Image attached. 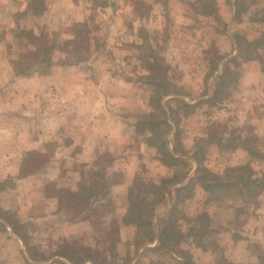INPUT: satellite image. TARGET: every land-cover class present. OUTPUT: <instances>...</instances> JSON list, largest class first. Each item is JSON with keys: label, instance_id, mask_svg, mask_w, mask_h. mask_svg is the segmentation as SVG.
<instances>
[{"label": "crops", "instance_id": "0c3cea01", "mask_svg": "<svg viewBox=\"0 0 264 264\" xmlns=\"http://www.w3.org/2000/svg\"><path fill=\"white\" fill-rule=\"evenodd\" d=\"M160 1L152 14L167 11L165 0ZM49 2L42 16L41 10L31 8L34 0H0V34L9 35L19 29L33 30L34 35L40 36L43 26L47 31L48 28L59 31L65 23L70 26L71 22H79L76 0ZM234 3L232 21L236 17ZM22 8L25 16L17 20ZM183 12L185 8L179 14ZM153 19L156 18L148 17L151 23ZM124 28L120 26L122 36L126 32ZM7 40L0 37V264H97V255L110 256L112 251L109 241L96 238V227L105 232L113 224L121 225L128 208L127 195L135 181L141 176L155 179L148 172L153 162L165 166L159 159L158 149L148 142V132L140 130L139 117L144 108L146 112L152 109L147 100L143 101V88L117 65L128 54V46L117 39L108 49L97 48L96 54L87 60L68 62L64 55L57 54L59 48L53 45L47 70L37 67L28 70L27 52L33 51V45L12 44L9 54L5 53ZM140 44L134 45L140 47ZM41 60L38 57L35 63L39 65ZM251 63H242L238 82L229 88L231 100L217 104L225 106L233 102V107L226 112L232 115L235 130L228 133L229 137H220L218 146L231 152L242 151L249 161L259 160V164H264V71L263 68L254 70ZM180 121L169 120L172 126L169 147L177 158L186 159L174 145L176 132L180 135ZM245 127H251L252 139L263 143L262 146H230L235 136H240L238 143L248 138L242 132ZM183 146L181 141L180 147ZM251 149L258 155L256 158L250 154ZM108 159L110 162L103 169ZM77 162L83 163L84 173L76 166ZM195 164L186 181L174 186V191L195 176L197 160ZM92 177H97L96 185H92ZM256 177L262 178L259 174ZM62 181L67 182L64 193L77 196L81 203L75 211L64 208L66 197L59 191L64 187ZM85 183L105 186L116 203L114 216L97 212L96 223L92 221V203L84 202ZM202 191L205 190L197 184L195 193ZM225 200L228 203L229 198ZM238 200L239 204L230 205V209L243 208L247 216L242 220L241 230H232L238 236L224 256L237 264H264V193L249 203ZM98 203L100 200L95 205ZM127 227L134 228L126 224L124 228ZM124 238L119 235L120 241ZM76 241L85 251L79 260L74 253ZM157 244L155 241L147 247L154 248ZM34 250L38 251L39 258L32 254ZM107 264L119 263L108 261Z\"/></svg>", "mask_w": 264, "mask_h": 264}, {"label": "rangeland", "instance_id": "374dc122", "mask_svg": "<svg viewBox=\"0 0 264 264\" xmlns=\"http://www.w3.org/2000/svg\"><path fill=\"white\" fill-rule=\"evenodd\" d=\"M159 2L162 1L76 0V13L80 16L79 22L73 24L71 22V24L69 23L70 26H65L68 24L65 23L59 31H50V28L47 31V28L43 26L39 32L40 34H47L43 41L34 44L28 38V35L34 34L33 30L17 29L9 35L1 33L0 37L8 38L5 53L8 52L9 54L13 50L12 44L16 46L33 45V51L27 52L30 63V65H26L28 70H35L36 67L38 70H47L50 56L53 54L45 51L47 46L58 47L57 54H62L68 59V62H73L82 59L87 60L96 54L97 48L106 46L108 49L110 43L119 39L128 46V54L125 58L122 56L123 64L118 63L117 65L120 66V70H124V73L126 71L131 75L128 77L141 84L143 101L147 100L149 104L157 88L151 87V85L147 86V83L167 73L168 81L171 84L169 90L175 94V97L165 98L163 105L169 109L175 107L176 111L180 113L176 119H181L179 123L180 140L184 146L183 148L180 147V140L174 145L178 152L182 153L181 151H183L182 154L186 156L185 160L188 163L172 169L165 166L163 168L157 162H153L148 172L153 173L155 179L141 176L134 183L133 188H135V193L139 198L136 202L139 206V214L146 221H153L154 233L159 235V232L165 227L160 225L159 219L166 218L176 205L181 212L189 215V217H196L208 212L212 220L210 225L213 228V233L203 237L200 242L202 247H196L192 238L182 242L181 247L193 254L196 264H220L226 259L224 255L228 248L236 242L238 235H234L232 230H241L244 226L242 220L244 216H247L243 208L230 209V205L239 204L237 202L239 198H229L228 203L226 200L221 203H211L210 195L202 191L196 192L194 198L177 204L175 203L177 199L174 187H167L161 192H155L150 189V183H160L164 178H172L174 175L181 176L187 169H195L196 157L204 158L203 165L215 175H225L227 171L251 162L256 176L259 174L264 179V164H259V160L249 161L250 159L246 158V154L242 151L231 152L230 149L218 146L220 137H229L227 136L228 133L235 131L234 125L231 124L233 123L232 115L230 116L226 112L227 109L233 107V102H227L225 106L217 105L215 107L206 102L215 88L217 82L215 78L218 72L219 74L223 72L227 64L232 69H236L238 74L243 71V64L236 67L238 61L230 62V59L236 55V53L234 54L236 48L233 45V38L238 33L250 41L261 36L264 32V0H258L247 13L243 14L241 20L235 21H232V3L235 0H165L164 3L168 6L167 11L162 13L160 10V12L152 14L154 6ZM246 3L251 5L254 2L246 0ZM49 4V0H34L31 8L37 12L41 10L43 16ZM128 7L131 10H128ZM184 8V14H179ZM22 9L21 13L17 15V20H21L25 16V10ZM148 17L156 19H153L154 22L151 23ZM116 21L119 22L120 26L126 28L123 36L119 33L121 29L120 26H117ZM136 42L141 43L140 47L134 45ZM37 54L40 56H36ZM111 54L113 55V52ZM134 56L139 59L135 60ZM38 57L42 59V63L39 65L35 63ZM251 64H253L251 67L254 70L264 66L261 61ZM1 69L2 65H0ZM160 89L164 91V87ZM238 93L236 92V95ZM175 99L196 105L198 109L190 112L191 110L182 108V104H177ZM152 110L146 112L147 110L144 108L143 114L139 117L140 123H148L152 119H156L157 116H159L157 119L164 120L162 114L153 116ZM150 113L152 114L150 115ZM182 115L185 117H181ZM157 130L162 133V139H169L171 130L169 131L168 126L161 125ZM242 132L245 133V137H253L251 127H245ZM147 135L154 136V134L150 135L149 132ZM239 135L243 136L242 133ZM213 141L215 144H210ZM249 145L259 147L263 143H255L254 139H251ZM109 162V159L104 162L103 169ZM76 166L81 173H84L83 163L77 162ZM94 181H98L97 177H92V185H96ZM62 183L64 187L59 191L62 197H66L63 201L64 208L69 212L75 211L74 208L81 203L77 196L69 194L67 196V193H64L67 182L62 181ZM100 185L93 187L87 186L85 183L83 186L84 202L90 201L92 203L90 211L94 223H96L94 220L97 212L114 216L116 211L115 200L110 196L109 191H106L105 186ZM142 197L145 198V201L140 200ZM97 200H100V203L95 205ZM231 201H235L234 204ZM127 207H129L128 199ZM125 225L124 221L121 225L119 223L113 224L111 229L105 232L99 231L98 226L96 227V238L109 241L112 251L110 256L97 255V264H107L108 261L119 264H177L175 258L179 256L178 252L169 254L166 249H159L160 242L158 240H156L158 244L154 248L147 247L153 243L150 242L153 235L150 227L124 228ZM178 229L184 235H187L190 230V223L182 219L181 215H179ZM119 235H124V240L120 241ZM167 243L173 249H178L176 243L172 241ZM73 244L75 256L79 260L85 251L80 248L79 242L76 241ZM34 251H32L34 257L39 258L38 251L33 253Z\"/></svg>", "mask_w": 264, "mask_h": 264}, {"label": "trees", "instance_id": "16d2710c", "mask_svg": "<svg viewBox=\"0 0 264 264\" xmlns=\"http://www.w3.org/2000/svg\"><path fill=\"white\" fill-rule=\"evenodd\" d=\"M254 3L247 5L246 0H235L236 7V17L235 20H241L243 14L247 13L258 0H252ZM46 33H42L40 36L34 34L28 35V38L35 44V42L43 41ZM235 50H237V55L230 59L232 61H238L236 67H239L244 62L261 61L264 65V32L255 40H248L244 35L236 34L234 35ZM54 46L45 47V51L52 52ZM81 61V60H77ZM76 61V62H77ZM264 71V66H263ZM238 78V73L236 69L227 64L223 72L218 76L217 82L214 88V93L212 97L206 100L211 105H217L223 103L228 98H230L229 88L236 82ZM152 87L157 88L155 93L151 97L150 106L153 109V116L163 115L164 120H159V116L156 119H152L148 123L144 122L140 124L141 131H147L150 133L148 137V142L152 146L156 147L159 152L160 161L167 167L176 169L179 166L186 165L188 162L185 159L177 158L170 150L169 140L162 139V133L157 129L161 125H166L169 127V131L172 130V126L169 123L171 119L177 123V117L180 116L179 111L177 112L175 107H171L167 111L166 107L163 105V100L169 95H175L169 87H171L168 81L167 73H164L160 78L150 82ZM164 87V91L160 88ZM177 104H182V108L191 110L193 112L196 110V105H191L185 103L180 99L174 100ZM150 113V115L152 114ZM187 113V112H186ZM170 116V118H169ZM180 135L178 132L175 134L176 142L179 140ZM252 137L246 138L243 143H238L240 136H235L234 140L230 143V146L236 148L238 146L250 147ZM242 144V145H241ZM223 146V144H222ZM226 146V145H225ZM229 146V145H228ZM176 150H178L176 148ZM250 154L256 158V152L254 150H249ZM183 153V151H181ZM195 158V157H194ZM198 162V169L196 174L190 181L183 187L176 189L177 204L183 202L187 199H191L195 194V187L200 184L203 189L210 195V200L221 202L228 198H239L246 202H252L257 199L261 194L264 193V179L256 177V173L252 167V163H247L238 167L237 169H231L226 172L225 175H215L211 172L204 164V158L196 157ZM191 173L190 169H187L181 176L174 175L172 178H164L160 183L152 182L150 183V189L156 191H163L167 187H174L183 184ZM168 190V189H167ZM129 207L123 217V221L132 226L142 228V226L150 227L152 230V238L150 242H155L158 240L160 242L159 249H166L169 254H175L178 252L179 256L175 258L177 264H196L194 262L193 254L181 247L182 242L188 241L189 239H194L193 243L196 247L201 246V240L205 235H211L213 233V228L211 227L212 220L207 212L198 215L197 217H189V215L181 212L176 205L170 211L166 218L159 219L160 225H163V229L159 232V235L154 233V224L152 220L146 221L144 217L139 214V206L137 205V194L135 193V188H131L128 194ZM144 200L145 198H141ZM141 201V202H142ZM143 203V202H142ZM144 204V203H143ZM142 206V205H141ZM178 215V216H177ZM179 215L182 219L190 223V230L187 235H184L178 229ZM181 233V234H180ZM168 241H172L177 244L178 249H173L168 245ZM93 259V255H90ZM171 258L174 259L172 255ZM220 264H237L234 262L227 261L224 259Z\"/></svg>", "mask_w": 264, "mask_h": 264}]
</instances>
